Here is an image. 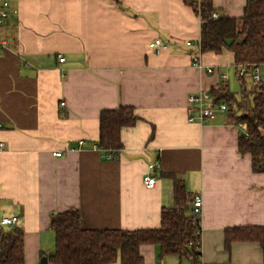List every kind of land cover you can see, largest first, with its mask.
<instances>
[{
	"label": "crops",
	"instance_id": "1",
	"mask_svg": "<svg viewBox=\"0 0 264 264\" xmlns=\"http://www.w3.org/2000/svg\"><path fill=\"white\" fill-rule=\"evenodd\" d=\"M185 1L0 3L8 13L0 23V219L18 218L23 264L54 253L58 213L79 211L88 229L159 228L162 211L175 205L171 176L203 197L198 264H264L258 242L225 249L228 229L264 227V173L240 152L244 129L226 114L188 121L196 114L188 97L219 87L222 75L228 84L224 71L236 66L228 50L201 53L203 69L193 64L198 49L187 43L200 41L202 19ZM212 1L219 17L239 19L249 0ZM121 106L140 117L123 129V148H90L101 112ZM156 160L157 183L148 188L143 177ZM140 253L144 264H192L154 244Z\"/></svg>",
	"mask_w": 264,
	"mask_h": 264
},
{
	"label": "trees",
	"instance_id": "2",
	"mask_svg": "<svg viewBox=\"0 0 264 264\" xmlns=\"http://www.w3.org/2000/svg\"><path fill=\"white\" fill-rule=\"evenodd\" d=\"M202 19L201 53L221 55L230 51L235 65L260 67L264 64V0H249L244 15L239 18L220 16L214 20L212 0L185 1ZM199 5V6H198ZM237 74V69H236ZM252 71L238 77L241 94L230 91L227 82L210 92L227 104L226 116L244 133L240 135L239 149L250 154L255 173H264V84L251 83ZM251 81V82H250ZM140 117L132 107L121 106L102 111L99 118V150L118 152L123 148L122 131L133 127ZM248 137H246V134ZM175 180V205L164 209L161 226L157 229H88L82 225L79 211L54 215L51 229L55 233L56 248L47 256L53 264H144L140 248L145 244L158 245L162 255H175L198 264L201 236L200 219L193 215L192 196L181 179ZM0 227V264H23V231L17 226ZM234 242H258L264 248V227L228 229L225 249L230 252Z\"/></svg>",
	"mask_w": 264,
	"mask_h": 264
},
{
	"label": "built area",
	"instance_id": "3",
	"mask_svg": "<svg viewBox=\"0 0 264 264\" xmlns=\"http://www.w3.org/2000/svg\"><path fill=\"white\" fill-rule=\"evenodd\" d=\"M0 3L6 8L9 6V0H0ZM8 17V13L4 11H0V23L3 24L5 19ZM212 18L214 20L219 18L218 13H213ZM161 42L159 40H156L152 46H160ZM188 46L194 47L196 46L198 49V53L193 55V64L198 67L199 69L205 68L204 65L201 62V45L200 41L198 42H188ZM60 62H64L65 58L60 57ZM237 69L238 77H245L249 71H252L251 74V80L254 83H258L261 81L260 77V67H257V65L252 66H244V65H235ZM208 73H213L215 71L214 67H208L207 69ZM223 80H228V77L226 75H222ZM189 109H191L192 112L195 111L196 114H191L188 118V121L191 123L199 122L204 123L208 121L209 119L213 118L214 115L218 112L226 114L228 107L227 104L220 100L217 96L213 95L209 91H200L195 94H191L188 97L187 100ZM62 107H65V102L61 103ZM246 137H248V134H246ZM5 145L3 143H0V150L3 149ZM79 146L81 148H86L87 145L84 141H81L79 143ZM90 148L98 149L96 145L90 146ZM53 155L55 157H60V152H54ZM109 158H112V154L108 156ZM161 167V163L159 160L150 162L147 166V172L143 177V183L148 188H153L156 186L157 178L155 173L159 168ZM192 212L193 215L200 219L202 211H203V197L200 194H195L192 197L191 202ZM18 221L17 217H3L0 219V227H14ZM201 236V230L197 232V237Z\"/></svg>",
	"mask_w": 264,
	"mask_h": 264
},
{
	"label": "rangeland",
	"instance_id": "4",
	"mask_svg": "<svg viewBox=\"0 0 264 264\" xmlns=\"http://www.w3.org/2000/svg\"><path fill=\"white\" fill-rule=\"evenodd\" d=\"M6 19H5V21H6ZM263 71H264V68L261 71V75L264 77V74H263L264 72ZM224 73H226L230 77L229 78V82H228L230 91L232 93L236 94V95L241 94V87H240V83H239V80H238V77H237V74H236V70L229 69V70L224 71ZM251 83H254V82L252 81Z\"/></svg>",
	"mask_w": 264,
	"mask_h": 264
},
{
	"label": "water",
	"instance_id": "5",
	"mask_svg": "<svg viewBox=\"0 0 264 264\" xmlns=\"http://www.w3.org/2000/svg\"><path fill=\"white\" fill-rule=\"evenodd\" d=\"M40 264H48V258L47 257L42 258Z\"/></svg>",
	"mask_w": 264,
	"mask_h": 264
}]
</instances>
